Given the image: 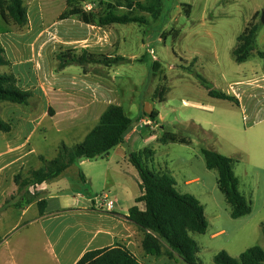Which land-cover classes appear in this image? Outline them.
I'll return each mask as SVG.
<instances>
[{
  "label": "rangeland",
  "instance_id": "1",
  "mask_svg": "<svg viewBox=\"0 0 264 264\" xmlns=\"http://www.w3.org/2000/svg\"><path fill=\"white\" fill-rule=\"evenodd\" d=\"M90 1L99 10L100 2L115 0ZM140 1L146 3L147 0ZM25 3L33 24L36 8L41 13L39 16L44 26L53 22L66 6V0H41L36 5L35 0H25ZM186 4L192 6L189 17L183 7ZM161 5L156 18L150 13L138 11L144 23L118 24L114 30L117 35L114 52L126 57H138L133 62L126 59V63L118 67L122 77L117 79L116 86L123 93L126 112L134 120L138 113L144 116V111L151 114L156 110L160 115L157 128L145 127L151 138L148 137L149 140L137 150L145 147L153 150L154 161H149L148 167L156 172L162 170L163 173L173 174L178 191L193 195L205 206L208 221L206 233H191L199 247L198 263L215 264L214 256L222 250L234 258L254 246L264 250V91L251 93L253 97L245 92L240 93L243 100L240 106L210 97L196 76L200 74L215 89L225 93L231 91L232 83L245 81L251 76L250 66L260 63L262 57H251L250 64L241 65L232 56V50L254 12L259 11L257 20L261 22L264 0H164ZM125 11L121 8L118 13ZM39 22L36 28H39ZM28 26L29 21L25 27L7 24L0 15V32L13 27L15 32L22 33ZM261 28L264 36L262 22ZM151 50L161 64L159 73L152 70L155 60ZM5 54L9 58L8 53ZM89 69L101 68L91 65ZM4 73H11L10 66H0V74ZM160 85L167 88L162 102L153 100V93ZM5 105L28 107L0 102V116L12 126V121L2 115V112H7V108H1ZM36 107L37 104H32L30 109ZM87 129L78 133L75 130L58 131L53 127L47 133L39 129L31 139V146L36 149V155L50 160L56 156L62 142L69 146L79 143ZM20 131L25 133L24 130ZM167 132L185 137L191 143L164 144L160 139ZM12 133L13 130L9 133L0 131V150L4 148L5 138ZM241 143L246 144L238 146ZM203 148H214L234 158L239 190L251 205L250 214L239 219L231 217V205L218 188L217 171L206 167ZM99 163L100 160L98 164H86L83 170L96 174L94 170ZM39 166L42 163L30 164L28 168ZM189 181L191 183L186 184ZM123 184L125 186L119 178L105 181L96 175L94 177L95 193L97 196L105 193L108 200L113 199L112 195L120 187L123 188ZM102 197L99 196L98 201H104ZM160 258H157L156 264H186L178 258Z\"/></svg>",
  "mask_w": 264,
  "mask_h": 264
},
{
  "label": "crops",
  "instance_id": "2",
  "mask_svg": "<svg viewBox=\"0 0 264 264\" xmlns=\"http://www.w3.org/2000/svg\"><path fill=\"white\" fill-rule=\"evenodd\" d=\"M37 1L41 0H35V5ZM84 4L89 6L88 10L96 9L91 1ZM66 7L67 5L64 10ZM35 10L37 14L34 24L28 10L29 26L25 32H15L13 27L0 32V44L9 55L7 59L11 63L10 71L16 76L18 86L31 90L34 94L28 107H1L7 108V112H2V115L12 121L13 133L5 138L4 148L0 150V264H76L87 251L117 244L128 248L142 264H156L157 258L143 251L145 233L127 219L129 209L142 194L138 172L129 162L128 155L149 149L145 147L137 150L149 140L148 137L151 138L145 127H158L159 113L154 120L149 118L150 111H144V116L138 113L135 120L132 118L134 122L126 132L124 142L111 149L107 155L81 159L57 178L39 185L37 190L41 191V195L38 200L47 201L43 215L36 202L21 210L13 207L1 210L7 197L16 191L14 176L21 169H29L30 164L39 165V158L44 157L36 155V149L31 146L35 132L42 129L47 133L53 127L58 131L75 130L78 133L88 127L80 138L81 142L95 127L108 106L124 107L123 93L116 86V81L122 77V71L118 67L126 62L111 67L94 65L101 69L92 70L89 66L85 70L84 67L73 64L57 71L55 54L70 49H86L93 54L121 56L130 62L138 59L134 55L126 57L114 52L113 47L117 44L114 30L118 24L99 27L85 24L76 17L60 20L63 10L53 22L44 26L39 16L41 13L36 8ZM256 13L259 11L254 12V15ZM37 22L40 24L39 28H36ZM254 56L262 59L260 63L250 66L251 76L245 81L232 83L231 91H227L239 100L240 106L243 103L240 93L245 92L253 97L254 94L251 93L264 91L262 28L257 36L256 49L245 62L239 64H250V58ZM74 65L77 67H73ZM32 104H37L38 107L30 109ZM20 130L25 133L22 134ZM243 144L246 143L238 146ZM151 151L153 156L149 161H154V151ZM99 160V165H96ZM92 163H96V174L83 170L86 164ZM160 171L157 173H163ZM80 173L83 174L84 181ZM95 175L105 181L119 178L125 186L123 184V188L120 187L111 200H108L105 193L99 195L104 198L100 202L95 193ZM168 175L174 178L173 174ZM189 183L191 182H186ZM105 185L108 186V183L105 182ZM107 201H114L113 206L108 207ZM138 206L145 208L143 203ZM162 258L164 256L160 259Z\"/></svg>",
  "mask_w": 264,
  "mask_h": 264
},
{
  "label": "trees",
  "instance_id": "3",
  "mask_svg": "<svg viewBox=\"0 0 264 264\" xmlns=\"http://www.w3.org/2000/svg\"><path fill=\"white\" fill-rule=\"evenodd\" d=\"M164 0H115L114 2H100V9L88 10L83 4L90 0H66V9L59 19L71 17L78 18L85 24L99 27H108L114 24L127 25L144 23V19L137 14L138 11L152 14L155 18L161 11ZM185 14L189 17L192 6L184 5ZM126 11L118 13L119 9ZM0 15L5 23L25 27L28 24V9L24 0H0ZM256 13L247 24L242 34L237 38V44L232 50V56L238 63L245 62L256 49L257 36L261 22ZM57 71L69 65H79L87 70L90 65L111 67L126 61L121 56H107L88 52L86 49H70L55 54ZM5 49L0 44V66H10ZM187 70H191L185 67ZM161 64L153 61L152 70L159 73ZM201 85L208 95L220 100H228L238 105L239 100L228 93L217 90L200 74H196ZM167 88L160 85L153 93V100H165ZM34 94L31 90H24L18 86L17 78L12 73L0 74V102H10L19 105H28ZM158 112L153 110L150 114L152 120L156 119ZM134 120L127 114L123 106L110 105L100 116L95 127L85 136L83 141L68 146L61 143L53 159L40 157L42 166L39 168L21 169L14 176L16 191L9 195L1 206V210L13 207L21 210L36 202L41 215L47 206L45 199L38 200L41 191L39 185L60 176L66 169L77 164L81 159H95L105 156L111 149L124 142V136ZM204 131L203 129H201ZM0 131H12L10 122L0 116ZM160 141L190 144L191 141L177 134L167 132ZM206 167L218 173V188L231 205V217L239 219L251 213V205L246 196L239 190V180L234 171L235 160L213 149L203 148ZM153 152L145 149L143 152H131L129 162L137 170L140 178L141 196L136 204L129 209L127 219L134 223L145 234L142 248L145 254L160 258L167 256L170 259L178 258L186 264H200L197 262L199 247L191 233L205 234L208 221L203 204L193 195L182 194L176 188L175 179L165 173H157L148 167V161ZM81 179L84 176L80 173ZM143 203L141 209L138 204ZM264 235V224L262 225ZM215 264H264V250L259 246L248 248L238 258L222 250L214 256ZM76 264H142L139 259L125 246L117 244L98 250H90L83 254Z\"/></svg>",
  "mask_w": 264,
  "mask_h": 264
},
{
  "label": "built area",
  "instance_id": "4",
  "mask_svg": "<svg viewBox=\"0 0 264 264\" xmlns=\"http://www.w3.org/2000/svg\"><path fill=\"white\" fill-rule=\"evenodd\" d=\"M84 8L89 9V6H88V5H85ZM150 53H151L153 59H154L155 61H157V60H156V57H155V55L153 54V51H152V50L150 51ZM106 199H107V197H105V200H106ZM113 204H114V201H107V205H108V207H112Z\"/></svg>",
  "mask_w": 264,
  "mask_h": 264
},
{
  "label": "water",
  "instance_id": "5",
  "mask_svg": "<svg viewBox=\"0 0 264 264\" xmlns=\"http://www.w3.org/2000/svg\"><path fill=\"white\" fill-rule=\"evenodd\" d=\"M261 22L264 23V12H263V16L261 18Z\"/></svg>",
  "mask_w": 264,
  "mask_h": 264
}]
</instances>
